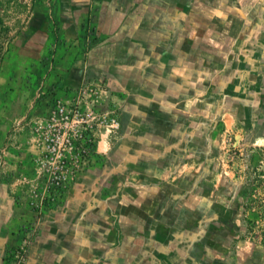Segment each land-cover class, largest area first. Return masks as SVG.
<instances>
[{"label": "rangeland", "instance_id": "1", "mask_svg": "<svg viewBox=\"0 0 264 264\" xmlns=\"http://www.w3.org/2000/svg\"><path fill=\"white\" fill-rule=\"evenodd\" d=\"M44 1L0 0V67L3 60L20 63L18 90L35 89L37 83L25 78L30 73L23 67L28 61L22 46L13 56L6 44L13 28L24 29L34 6L49 11ZM185 2L197 5L195 11L184 9L195 21V104L181 99L179 118L170 125L157 115L162 105L155 96L142 104L139 96L131 97L123 85L127 72L109 80L94 74L70 99L48 89L37 102L32 92L25 98L0 146L3 189L17 195L0 228L1 264H70L58 256L70 244L74 261L75 255L97 261L110 251L113 264H264V217L257 206L264 197V141L250 136L244 118L235 119L236 104L245 98H259L264 113V0ZM16 8L18 25L10 20ZM182 48H165L167 62L149 53L143 63L147 72L135 57L136 72H130L138 82L159 80L171 63L191 61ZM11 73L7 66L1 72L4 101H13ZM85 129L95 137V153L86 168H76L72 151ZM64 158L72 171L65 196L56 207L35 209L34 184L64 169ZM232 201L237 224L228 233L215 224L208 235L202 222ZM228 211L220 218L227 224ZM159 222L164 230L154 227ZM144 224L146 229H138ZM212 235L219 246L208 247Z\"/></svg>", "mask_w": 264, "mask_h": 264}, {"label": "crops", "instance_id": "2", "mask_svg": "<svg viewBox=\"0 0 264 264\" xmlns=\"http://www.w3.org/2000/svg\"><path fill=\"white\" fill-rule=\"evenodd\" d=\"M48 4L49 11L47 13L34 6L32 14L26 20L24 29L19 31L13 28L10 31V41L6 44V49L11 51L14 56L17 52L16 48L22 46L23 54L28 61L27 65L23 67L27 66L25 71L30 73L29 79L26 75L25 78L35 81L37 86L35 89L28 87L22 88V90L15 89L14 79L17 69L21 71L20 63L13 61L8 64L4 60L2 61L0 87L4 82L1 72H4L5 66H7L12 72L7 80L11 86L9 96L13 101H4L0 89V146L8 135V129L15 119L16 111L23 110L25 98H29L31 92L33 95L36 94L34 101L41 97L45 89L50 90L57 97L70 99L75 89L94 74L109 80L112 77L116 78V72H123V74L127 72L123 85H127L126 88L133 92L131 97L139 96L138 100L142 104L144 99L149 101L152 99L151 97L155 96V103L162 105L160 109L156 107V113L165 124L170 125L174 119L179 118L181 99H186L188 102L192 99L195 104V21L193 16L185 14L184 10L185 7H189L195 11L197 5L194 2L189 4L185 0H49L48 3L45 0L42 5ZM181 4L184 8L181 7ZM10 20L12 24L16 22L18 25V8H16L15 14L12 11ZM14 42L18 43L16 47ZM169 45L171 50H175L176 47L182 48L181 46L187 47L185 54L187 53L188 59L191 58V61H188L187 64L171 63L170 71L167 72L168 69H165L167 74L161 75L162 78L160 77L159 80L153 81L149 77H140L138 82L136 75H132L130 72H136L135 57L141 59L140 71L147 72L146 65H143L144 58H147L149 53L151 55L155 53L154 55L162 57L164 49ZM179 56H183V53H179ZM162 59L163 62H167L164 56ZM121 62H123L122 65ZM180 74L187 78L181 79ZM208 87L211 90V84H208ZM14 96L15 98H13ZM243 100L236 104V122L239 123L240 118H244L242 124L251 129L250 136L253 135V139L260 137L264 141V113L260 106V99L255 97L254 100L246 98ZM139 110H143L142 106H139ZM27 149L23 148L25 151ZM23 150L19 151L17 155L21 156L20 152L22 154ZM19 162L24 163L23 160ZM5 183L0 178V220L2 219L0 228L4 220L3 217L9 215L10 203L13 204L17 199V195L14 193L8 194L4 191ZM227 207L231 212L229 224L225 220H220L228 214ZM227 207L220 208L219 213L209 217L213 211L212 204L206 206L205 218H209L202 224L208 235L218 227V225L214 227L215 224H220L221 230L227 229L226 233L231 232V227L237 224L238 212L234 202L227 204ZM222 212L224 213L222 214ZM146 226L147 224H144L138 229H146ZM154 227L156 230L165 228L163 222L157 223ZM214 237L212 235L210 238H206L210 242L208 247L219 246L214 243L219 242L215 241ZM223 244L225 246L226 241ZM64 245L66 244L62 243L59 247ZM72 247L73 244L66 245L62 254L58 255L62 262L113 264L110 251L106 256L97 255L102 256L97 261L76 255L74 261ZM165 247L169 248L170 246ZM1 261L2 258H0V264Z\"/></svg>", "mask_w": 264, "mask_h": 264}, {"label": "trees", "instance_id": "3", "mask_svg": "<svg viewBox=\"0 0 264 264\" xmlns=\"http://www.w3.org/2000/svg\"><path fill=\"white\" fill-rule=\"evenodd\" d=\"M94 141L95 137L89 129H85L78 135L75 148L72 151V153L77 155L75 159L76 164L74 165L76 168H80L81 166L86 168L90 164L92 155L95 153ZM62 161L66 163L64 169H60L59 173L56 171V173L45 178L42 184H34L35 189H37L35 193L37 197L34 199V202L38 204L35 206V209H38L40 205L44 208L56 207L65 196L71 184L72 171L68 170L67 166H70V164L67 158L62 159ZM84 162L85 165H83ZM260 200L262 203L257 205L260 209L258 215L264 217V197L260 198ZM5 261L8 262L7 259Z\"/></svg>", "mask_w": 264, "mask_h": 264}, {"label": "built area", "instance_id": "4", "mask_svg": "<svg viewBox=\"0 0 264 264\" xmlns=\"http://www.w3.org/2000/svg\"><path fill=\"white\" fill-rule=\"evenodd\" d=\"M90 41H91V40H90ZM63 110H64V107H62V106H59V107H58V111H59L60 113H62Z\"/></svg>", "mask_w": 264, "mask_h": 264}]
</instances>
